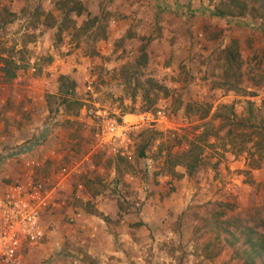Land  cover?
<instances>
[{"label":"rangeland","instance_id":"1","mask_svg":"<svg viewBox=\"0 0 264 264\" xmlns=\"http://www.w3.org/2000/svg\"><path fill=\"white\" fill-rule=\"evenodd\" d=\"M222 2L0 0V188L25 177L9 152L32 147L59 203L26 264H243L203 247L220 203L264 207V11L207 12ZM191 141L189 175L171 160Z\"/></svg>","mask_w":264,"mask_h":264},{"label":"built area","instance_id":"2","mask_svg":"<svg viewBox=\"0 0 264 264\" xmlns=\"http://www.w3.org/2000/svg\"><path fill=\"white\" fill-rule=\"evenodd\" d=\"M84 110L96 117L106 116V111L100 108L85 107ZM110 122L108 130L112 134L117 126L115 120L110 119ZM31 149L23 146L9 152L22 158L28 174L22 180L16 179L0 188V264H26L25 251L42 244L45 239V211L59 205L53 194L55 187L48 189L44 180L34 175L35 165L39 162L34 160Z\"/></svg>","mask_w":264,"mask_h":264},{"label":"trees","instance_id":"3","mask_svg":"<svg viewBox=\"0 0 264 264\" xmlns=\"http://www.w3.org/2000/svg\"><path fill=\"white\" fill-rule=\"evenodd\" d=\"M251 1L252 4H247L243 0H229L228 3L222 2L221 6H218L215 10H208L207 12L217 14L220 17H227L231 13L244 14L246 9L253 11V13L260 9L264 11V0ZM76 5H79L78 2H75L72 6L75 7ZM71 11V9H65L64 13L68 16ZM77 12L81 13V9H77ZM8 20V12L4 9L3 15L0 11V26L4 25ZM232 52V50L227 52L225 58L226 68L230 70L240 69L239 55L237 52ZM240 76L238 74V79ZM67 80L68 78L66 76H60V92L63 91V86L66 85L65 82ZM70 86L71 89L74 87V81H70ZM65 100L66 98L61 101ZM202 137L201 134L199 137L200 141L204 140ZM200 141H191L189 149L183 152L180 158L171 160V163L174 165H184L190 175L197 167L199 156L203 150V144ZM143 154L144 151L140 152V155L143 156ZM219 205L222 208L211 214L212 219L215 220L218 240L208 241L203 247V255L210 258L212 256L214 257V255L219 254L222 248L227 245L233 248V258L242 260L243 264H264V207L255 208L251 213L245 215H226V212L233 208V204L226 202L220 203ZM220 237L223 238V243L220 242Z\"/></svg>","mask_w":264,"mask_h":264},{"label":"crops","instance_id":"4","mask_svg":"<svg viewBox=\"0 0 264 264\" xmlns=\"http://www.w3.org/2000/svg\"><path fill=\"white\" fill-rule=\"evenodd\" d=\"M23 169H24V167H23ZM21 172H22V174L24 175V176H26L27 174H28V172L24 169V170H21ZM43 245V244H42ZM39 246H41V245H39Z\"/></svg>","mask_w":264,"mask_h":264}]
</instances>
